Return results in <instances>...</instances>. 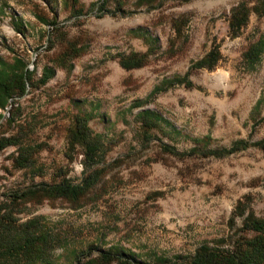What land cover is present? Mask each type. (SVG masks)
Returning <instances> with one entry per match:
<instances>
[{"label":"rangeland","instance_id":"1","mask_svg":"<svg viewBox=\"0 0 264 264\" xmlns=\"http://www.w3.org/2000/svg\"><path fill=\"white\" fill-rule=\"evenodd\" d=\"M95 1L0 0V59L31 77L0 104V264H75L89 250L117 264L100 258L111 246L144 264L184 263L203 243L231 249L251 234L248 214L264 217V52L254 69L243 59L264 38V0ZM242 1L248 15L235 32ZM213 48V68L193 66ZM131 53L143 63L125 68ZM173 75L192 85L152 93ZM142 109L169 122L147 129ZM79 117L102 140L87 168ZM88 176L76 201L40 192Z\"/></svg>","mask_w":264,"mask_h":264},{"label":"trees","instance_id":"2","mask_svg":"<svg viewBox=\"0 0 264 264\" xmlns=\"http://www.w3.org/2000/svg\"><path fill=\"white\" fill-rule=\"evenodd\" d=\"M76 1V0H74ZM99 6L102 9H105L106 0H97ZM97 1L92 2L96 4ZM262 4V3H261ZM103 5V7L101 6ZM263 6V4L261 5ZM99 7V8H100ZM260 6H254L253 10L259 11ZM123 11V9L119 8ZM264 11V10H263ZM262 11V12H263ZM248 10L246 9L245 2H240L233 9V13L230 19V26L233 31L237 32L239 28L245 24ZM139 31V32H138ZM136 33L143 34L141 30H134ZM147 39L150 38V35L143 34ZM264 52V38H259L255 42L248 45L247 49L243 53V59L248 68L254 69L256 64L260 62L262 53ZM218 50L215 48L211 49L203 58L197 60L193 66L194 67H206L213 68L220 56ZM121 65L125 68H134L138 67L143 63V58L141 55L136 53H131L127 56H121L120 59ZM19 65L16 67L8 66L0 59V104L4 106V102L7 98L12 97L14 94H20L25 92L28 80L30 81V73L27 69L23 70L24 63L18 61ZM44 80V79H43ZM175 83H183L186 86H191L192 82L187 79L185 76L173 75L170 78H163L159 84L155 85L151 90L157 92L159 90L165 89L166 86L174 85ZM261 100H257L256 105L260 104ZM136 107L140 104H136ZM137 116L143 122L142 126L145 128L154 127L157 121L164 120L160 113L150 110L142 109L137 112ZM85 119V118H84ZM79 117L78 124L73 128L77 136V140L80 143L84 144V155L86 168L90 165L97 162V158L101 155L102 140L101 137L96 134L91 136L90 130L86 124V120ZM169 122V121H166ZM209 135H204L202 138H195L197 142H209ZM244 143V140L235 141L232 146L228 149L214 150L215 153H230L239 149L238 144ZM84 177L82 183L75 184L68 179H64L61 182L43 185L40 188V192L44 197L53 198V197H62L70 201H76L81 197L87 188L92 184V181ZM32 191L22 192L21 194H15V197L20 198L22 195L26 196ZM1 208V205H0ZM243 229L246 233H251L250 235L245 234L240 236L234 241V244L231 249H221L218 247L210 246L208 243L201 244L196 250L195 254L184 263L169 262V259L166 257H157L158 260L162 261L161 263L168 264H264V217H256L252 214H248L245 217L243 224ZM96 249L95 246L91 247ZM91 251L81 252L76 255L75 264H98L94 259L90 257ZM82 258H86L84 261ZM100 258L102 261H111L113 259L117 260V264H144L142 260L138 257L137 254L126 251L122 247L111 246L110 248L100 251ZM168 261V262H167ZM25 264H40V263H25ZM44 264H53L45 262Z\"/></svg>","mask_w":264,"mask_h":264}]
</instances>
